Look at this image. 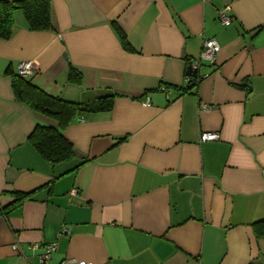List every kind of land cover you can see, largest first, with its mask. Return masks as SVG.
<instances>
[{
  "label": "crops",
  "instance_id": "obj_1",
  "mask_svg": "<svg viewBox=\"0 0 264 264\" xmlns=\"http://www.w3.org/2000/svg\"><path fill=\"white\" fill-rule=\"evenodd\" d=\"M50 2L52 28H30L18 8L0 37V264H42L51 242L48 264H264V0ZM225 6L230 25L216 14ZM211 38L217 62L186 90ZM27 60L50 94H118L63 128L68 161L53 165L30 141L58 122L17 98Z\"/></svg>",
  "mask_w": 264,
  "mask_h": 264
},
{
  "label": "trees",
  "instance_id": "obj_2",
  "mask_svg": "<svg viewBox=\"0 0 264 264\" xmlns=\"http://www.w3.org/2000/svg\"><path fill=\"white\" fill-rule=\"evenodd\" d=\"M18 8L24 11L30 23V28L36 30L52 28L50 0H0V37L8 38L11 36L14 29L13 13ZM114 26L120 34L123 45L126 48H131L126 33L120 25L114 22ZM76 75L80 78L81 73L75 67H72L70 77L73 78ZM197 79L198 74L192 75L186 90L190 91L196 84ZM13 86L20 101L27 103L35 111L58 122V126L36 125L29 137L44 158L53 165L68 161L74 158L76 154L74 144L66 137L63 128L74 120L77 112L109 109L118 95L109 93L87 103L71 101L48 93L36 85L30 77H23L19 73L13 78ZM87 160L89 159H86L80 165L87 162ZM23 197V194H18L17 200H21ZM255 227L257 235L264 236V221L256 223Z\"/></svg>",
  "mask_w": 264,
  "mask_h": 264
},
{
  "label": "built area",
  "instance_id": "obj_3",
  "mask_svg": "<svg viewBox=\"0 0 264 264\" xmlns=\"http://www.w3.org/2000/svg\"><path fill=\"white\" fill-rule=\"evenodd\" d=\"M229 9H230V6H225L223 8H219L216 12L218 19H220L221 22L224 23L225 25H230L233 21L232 16L229 15L228 13ZM220 49H221V46L216 39L214 38L206 39L204 41V45H203V49L201 51L200 57L198 59H195L194 61H191L190 69L192 70L201 69L203 65V61H208L210 63H216L217 58H218V52L220 51ZM35 71H36V67H35V63L33 60L22 61L18 66V73L22 75L23 77H31L35 73ZM191 79L192 77L188 75L187 81L190 82ZM145 103L149 104V101H146ZM202 106L207 109L210 108V106L206 103L203 104ZM219 137L220 135L218 133H207L206 132L202 134L201 140L202 141L215 140V139H218ZM63 231L69 232V229L64 227ZM14 248L18 249L19 248L18 244H15ZM56 248H57V245L55 242L47 243L42 247V250L39 253L42 264L49 263V261L53 257V253L55 252ZM60 264H93V263H90L84 260H78L75 258H66L62 260Z\"/></svg>",
  "mask_w": 264,
  "mask_h": 264
},
{
  "label": "water",
  "instance_id": "obj_4",
  "mask_svg": "<svg viewBox=\"0 0 264 264\" xmlns=\"http://www.w3.org/2000/svg\"><path fill=\"white\" fill-rule=\"evenodd\" d=\"M199 70H200V69H198V70H192V69H191V71H192L194 74H199V72H200Z\"/></svg>",
  "mask_w": 264,
  "mask_h": 264
}]
</instances>
